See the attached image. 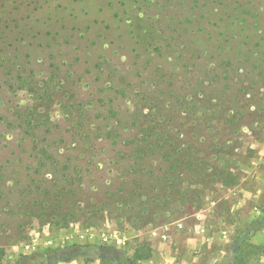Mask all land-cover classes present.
Segmentation results:
<instances>
[{
  "label": "rangeland",
  "instance_id": "1",
  "mask_svg": "<svg viewBox=\"0 0 264 264\" xmlns=\"http://www.w3.org/2000/svg\"><path fill=\"white\" fill-rule=\"evenodd\" d=\"M49 1L22 29L47 44L33 64V89L52 98L0 92V264L71 244L114 246L126 257L146 245L151 257L139 264H264V227L236 259L232 252L264 206V0H134L126 11L149 34L144 47L131 17L117 22L106 0ZM46 25L52 33L61 25L64 36L52 40ZM137 77L144 86L133 87ZM30 109L65 132L47 137L59 154L47 147L44 164V139L15 122ZM140 126L186 149L183 156L152 155L141 164L146 174H135ZM60 153L74 155L77 193L21 197L31 174L66 164ZM31 240L36 249L24 254Z\"/></svg>",
  "mask_w": 264,
  "mask_h": 264
},
{
  "label": "trees",
  "instance_id": "2",
  "mask_svg": "<svg viewBox=\"0 0 264 264\" xmlns=\"http://www.w3.org/2000/svg\"><path fill=\"white\" fill-rule=\"evenodd\" d=\"M4 1L7 2V4ZM106 1L110 5V9L112 10L114 17L117 18V22L121 23L123 21V14H126L125 16L128 19L131 17V11L126 10L135 5L134 0L131 2L127 0ZM50 2L51 1L49 0H3L0 2V92H11L14 89L20 88H28V90L34 88L35 77H37L38 74L35 73L34 68L36 66L33 64L36 62L38 53L47 51V44L41 39V41H37L36 39L38 36H28L27 33H24L23 27L27 22L30 23L31 21H34L36 19V15L44 9L45 5L48 3L50 4ZM129 20L131 22L130 26H132L131 30L134 37L137 38L138 41H140L139 43L141 46L143 44L142 47H144L146 40H148L146 39V36L149 34L146 33L147 31H144L143 23L140 22L137 17H131ZM48 27L49 25H46L43 30L47 36L53 34L51 36L52 40H54V38L57 39L61 38L60 36H64V31L61 30V25L57 26L58 28L54 33H52ZM16 35L18 36L17 41L14 39L16 38ZM38 35L41 34L38 33ZM18 42H21L22 45H19ZM65 42L66 44L69 43L67 39H65ZM156 49L157 47H154L152 48V51H155ZM136 51L138 54L144 55L142 51H138L137 49ZM150 52L151 51H148L147 54ZM146 58H148V56ZM149 61L150 58L147 59V61L140 63V65L144 66L142 68V73L146 72ZM141 76H143V74ZM146 79L147 78L143 77L133 79V87L135 85L144 86ZM33 91L38 93L36 96H38L40 102L44 100L46 96L47 98H52L51 96H48V89L46 87H44V90L41 89L37 91L33 89ZM173 105L174 104L169 101H165L163 104V106L167 109ZM15 120V122H17V127L20 128L25 135L41 136V138L44 139L42 147L45 149H42L41 147L39 150V158L42 159L43 164L47 160H50L52 153H49L46 148H51L50 146H52V144H56L52 143V141H47V137L53 133L63 137L65 132L62 128L59 126H50L48 114L43 112L37 113L36 109H30L23 113H17V118ZM25 122H27L26 126L24 125ZM31 122H34V124L30 125ZM139 128L141 131V144L143 143V146L142 148L140 147V150L136 155L138 156V163L136 164L135 169H132L135 174H146L147 169L146 167H141V164L147 163L148 158L152 155L161 154L166 160L168 159V156H183L181 153L186 149L173 147L168 139L162 138L161 141L158 136H155L152 128H148L147 126H140ZM71 136L74 138L76 134L73 133ZM168 137L170 136L168 135ZM72 150H74V148ZM54 152L55 154L58 153L57 145ZM60 156L63 157V161L66 164L63 165L59 171L58 169L51 168L44 174H41L40 177L35 176L34 173L31 174L29 178H26L28 182L25 181V183H27L22 188H19L20 190L18 189L19 195L22 197L25 193H29L31 191L35 194H42V192H44V196L48 201L54 199L58 200V198L64 196L70 197L75 195L77 192L75 191V188L72 187L75 184L77 186L79 182H81V176L78 177L76 175L78 172L75 173L76 169L74 167L72 169L73 171H70V163L72 162V156L74 155L65 156L64 153H60ZM169 171L170 168L163 171L164 176L169 175ZM41 180L45 182L42 187L38 184ZM134 184L138 183L134 182ZM10 199H14V197L12 196ZM6 201H8L9 204L10 200L6 199ZM33 204H37L38 208L44 206L43 202L40 201L39 196L34 199ZM67 222L68 221H65L64 223ZM263 227L264 206L260 210V216L249 222L242 230V234L235 238L232 245V252L234 254L233 259H236V253L239 252L243 242L253 237L258 231L262 230ZM150 257L151 250L146 245L136 247L133 254L126 257L124 253L116 249L114 246L71 244L64 249H45L44 251H38L31 255L21 256L17 264L70 263L80 258L85 262L100 261L107 264H139L140 262L148 260Z\"/></svg>",
  "mask_w": 264,
  "mask_h": 264
},
{
  "label": "built area",
  "instance_id": "3",
  "mask_svg": "<svg viewBox=\"0 0 264 264\" xmlns=\"http://www.w3.org/2000/svg\"><path fill=\"white\" fill-rule=\"evenodd\" d=\"M103 239L104 240H107V238L105 237V235H103ZM117 242V241H116ZM119 243V242H118ZM36 243H35V240H31L30 243H24L22 244V252L25 254V253H30V252H33L35 249H36Z\"/></svg>",
  "mask_w": 264,
  "mask_h": 264
}]
</instances>
